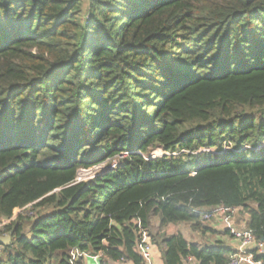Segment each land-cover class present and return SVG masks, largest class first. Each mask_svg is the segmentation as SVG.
Masks as SVG:
<instances>
[{
	"label": "trees",
	"instance_id": "trees-1",
	"mask_svg": "<svg viewBox=\"0 0 264 264\" xmlns=\"http://www.w3.org/2000/svg\"><path fill=\"white\" fill-rule=\"evenodd\" d=\"M25 206L0 264H146L143 238L226 264L234 245L167 232L229 235L216 207L264 240V0H0V220Z\"/></svg>",
	"mask_w": 264,
	"mask_h": 264
},
{
	"label": "built area",
	"instance_id": "built-area-1",
	"mask_svg": "<svg viewBox=\"0 0 264 264\" xmlns=\"http://www.w3.org/2000/svg\"><path fill=\"white\" fill-rule=\"evenodd\" d=\"M259 148H255V150H259ZM125 155L126 153H122L117 155L113 159H108L103 162H100L97 165L92 166L91 168L78 170L76 180L85 181L84 178L82 179V177L86 174L90 175L89 179H91L106 170L115 168L117 165H119ZM160 155H162V153ZM26 208L27 206L16 208L14 214L11 217L1 219L0 230H4L5 226L15 220V218L19 214L25 212L27 213V215H29V211L26 210ZM234 214L235 211L233 209L216 207L208 209V211H203L201 219L211 220L214 218L218 221L222 220L224 222V228L227 229L229 233L235 238V249L229 256V259L227 260L226 264H260L259 261H256L254 259V255L255 253L262 254L264 252V240H255L252 230L247 228L244 223H242L239 227H236L232 220ZM136 246L137 252L145 260L146 264H153L151 258V245L143 238V240H140V242H138ZM74 254L75 256L83 255V253L78 252V250L76 249H74ZM70 256V260H73L74 255ZM94 261V264H107L100 261V255H94ZM119 261L122 264H126L124 259H120ZM187 261L188 264H196L194 259L191 257H188Z\"/></svg>",
	"mask_w": 264,
	"mask_h": 264
},
{
	"label": "crops",
	"instance_id": "crops-1",
	"mask_svg": "<svg viewBox=\"0 0 264 264\" xmlns=\"http://www.w3.org/2000/svg\"><path fill=\"white\" fill-rule=\"evenodd\" d=\"M208 211V209H207ZM236 216V215H235ZM233 222L239 220V216L235 219L233 217ZM213 221V222H211ZM209 223L212 227H214L215 229L219 230H223L225 229L224 226H221V223L224 224V222L221 220V221H218L217 219H211L209 220ZM239 223V222H237ZM177 231H180L184 237L188 240V241H193L191 240V237H193V239H196L198 242H202L201 240H198L197 238L198 237H207V235H210L208 233H205V234H201L199 232H195L192 230L190 224H187V223H181V224H177V225H171L167 228V232L168 234H174L175 232ZM195 233H199L200 235H196ZM213 235V234H212ZM215 237L211 236V237H208V240H207V243H212V241H216V240H223L224 242H226L227 244H230V245H234V249H235V245H236V240L235 238H231L230 236H224L222 234H214ZM160 253L159 251L154 248V247H151V258H152V263L153 264H161V260H160ZM83 258H84V262L85 264H94L95 261H94V255H91V254H84L83 255ZM104 263H107V264H122L120 261H112V260H108Z\"/></svg>",
	"mask_w": 264,
	"mask_h": 264
},
{
	"label": "rangeland",
	"instance_id": "rangeland-1",
	"mask_svg": "<svg viewBox=\"0 0 264 264\" xmlns=\"http://www.w3.org/2000/svg\"><path fill=\"white\" fill-rule=\"evenodd\" d=\"M160 148H162V147H160V146H156V147H154L153 148V150L146 156L147 158H156V157H159V155L162 153H164V155L166 154V152H163V149L162 150H160ZM160 151H161V153H160ZM162 156V155H161ZM84 178V180H88L89 178H90V175H84L83 177H82V179ZM236 215V214H235ZM235 215H234V217H235ZM215 220V219H214ZM211 222H213V221H211ZM221 226H224V224L223 223H221ZM25 233H27V231L25 230ZM196 235L198 234V235H200L199 233H195ZM4 235V234H3ZM197 235V236H198ZM211 236H213V237H215L214 235H207V237L205 238H203V237H198L197 239L198 240H201L202 242H198L196 239H193V237H191V240H193V241H191V242H195V243H198L200 246H204V245H206V244H209V243H207V240H208V237H211ZM228 237V236H227ZM70 252H71V254L70 255H74V257H75V254H74V249H72V250H70ZM70 258H71V256H70ZM160 260H161V264H163V262H162V259H161V256H160ZM72 261V260H71Z\"/></svg>",
	"mask_w": 264,
	"mask_h": 264
},
{
	"label": "water",
	"instance_id": "water-1",
	"mask_svg": "<svg viewBox=\"0 0 264 264\" xmlns=\"http://www.w3.org/2000/svg\"><path fill=\"white\" fill-rule=\"evenodd\" d=\"M11 242V236L9 234L0 235V244L8 245Z\"/></svg>",
	"mask_w": 264,
	"mask_h": 264
},
{
	"label": "clouds",
	"instance_id": "clouds-1",
	"mask_svg": "<svg viewBox=\"0 0 264 264\" xmlns=\"http://www.w3.org/2000/svg\"><path fill=\"white\" fill-rule=\"evenodd\" d=\"M160 150H162V148H160ZM163 152H165V151L163 150ZM160 153H161V151H160ZM166 154H168V153L166 152ZM166 154H165V155H166ZM162 155H164V153H163ZM160 156H161V155H159V157H160ZM102 162H103V161H102ZM96 165H97V164H96ZM91 167H92V166H91ZM91 167H89V168H91ZM82 169H84V168H82ZM79 170H80V169H79ZM77 172H78V171H77ZM76 176H77V174H76ZM75 181H76V182H80V181H77V180H76V177H75ZM85 181H86V180H85ZM235 214H236V213H235ZM235 214H234V215H235ZM207 221H209V220H207ZM234 224H235V222H234ZM238 224H239V223H238ZM235 225H236V224H235ZM239 226H240V224L237 225L236 227H239ZM224 230H227V229H224ZM227 231H228V230H227ZM228 232H229V231H228ZM5 235H6V234H5ZM229 235H230L231 238H234L230 233H229ZM229 235H227V236H229ZM117 261H119V260H117ZM125 262H126V260H125ZM126 264H127V262H126Z\"/></svg>",
	"mask_w": 264,
	"mask_h": 264
},
{
	"label": "bare ground",
	"instance_id": "bare-ground-1",
	"mask_svg": "<svg viewBox=\"0 0 264 264\" xmlns=\"http://www.w3.org/2000/svg\"><path fill=\"white\" fill-rule=\"evenodd\" d=\"M153 158V157H152Z\"/></svg>",
	"mask_w": 264,
	"mask_h": 264
}]
</instances>
